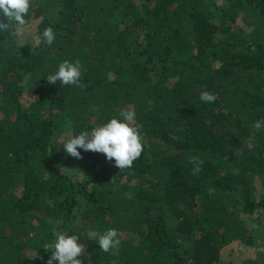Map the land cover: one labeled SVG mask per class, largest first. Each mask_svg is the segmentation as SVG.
<instances>
[{
  "label": "trees",
  "instance_id": "obj_1",
  "mask_svg": "<svg viewBox=\"0 0 264 264\" xmlns=\"http://www.w3.org/2000/svg\"><path fill=\"white\" fill-rule=\"evenodd\" d=\"M30 5L32 41L0 31V264H47L56 232L84 264H264V0ZM64 60L77 85L47 82ZM125 111L144 146L131 168L58 150ZM235 243L254 256L223 261Z\"/></svg>",
  "mask_w": 264,
  "mask_h": 264
},
{
  "label": "clouds",
  "instance_id": "obj_2",
  "mask_svg": "<svg viewBox=\"0 0 264 264\" xmlns=\"http://www.w3.org/2000/svg\"><path fill=\"white\" fill-rule=\"evenodd\" d=\"M30 6V0H0V15L6 18V23L0 22V31H3L9 24H15L23 29L27 23L25 17L29 13ZM55 39L56 35L51 27L46 28L40 37V40L49 46L54 43ZM80 77L79 61L64 60L46 80L53 85L58 83L64 86H74L79 83ZM199 99L203 103H212L216 97L209 91H201ZM134 119L133 111L122 112L119 117L111 118L90 131L83 130L79 134L62 140L58 150L62 147L67 155L77 159L81 158V150L101 153L108 161H114L119 169L131 168L134 161L141 156L144 147L138 128L132 126ZM253 127L257 131L264 129V120H257ZM191 162L199 163L196 157L192 158ZM119 244V233L114 228L98 236L97 245L104 252L117 248ZM44 250L51 253L47 264H84L83 259H78L82 257L85 249L77 235L56 232L54 240L47 244ZM89 264H91L90 259Z\"/></svg>",
  "mask_w": 264,
  "mask_h": 264
},
{
  "label": "rangeland",
  "instance_id": "obj_3",
  "mask_svg": "<svg viewBox=\"0 0 264 264\" xmlns=\"http://www.w3.org/2000/svg\"><path fill=\"white\" fill-rule=\"evenodd\" d=\"M221 1H219L220 3ZM33 33L30 29H27L26 31L23 32L22 29H18L17 32V40L19 41L20 44L28 43V41H32L33 39ZM263 236H260L257 240L259 243ZM255 251L254 249H248L245 246L235 243L224 250H222V259L223 261H228V260H241L246 257H252L254 256Z\"/></svg>",
  "mask_w": 264,
  "mask_h": 264
}]
</instances>
